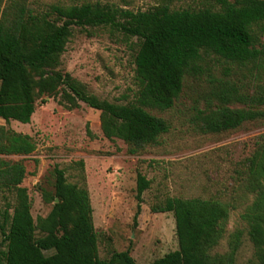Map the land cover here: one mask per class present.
Returning a JSON list of instances; mask_svg holds the SVG:
<instances>
[{"label": "trees", "instance_id": "16d2710c", "mask_svg": "<svg viewBox=\"0 0 264 264\" xmlns=\"http://www.w3.org/2000/svg\"><path fill=\"white\" fill-rule=\"evenodd\" d=\"M174 1L161 0L144 11L84 1L36 12L25 0L4 4L0 0V119L28 124L36 106L47 98L59 97L67 110L82 103L100 112L103 137L121 140L128 154L134 155L157 145L168 133L167 121L150 111L170 110L189 77L203 79L207 85L204 107L193 116L201 133L234 131L244 123L264 120V0H197V8H175ZM99 27L136 38L138 88L124 104L99 99L60 70L73 30ZM35 149L29 135L0 125V192L12 196L11 201L6 197L0 224V264H135L130 249L99 259L82 177L80 183H70L64 171L55 167L53 191L42 194L52 208L35 223L27 190L21 187L24 165L1 158L27 156ZM242 168L241 187L254 199L241 218L248 225L257 264H264V139L257 141ZM149 187L150 181L138 173L139 203ZM139 211L138 205L134 219ZM150 211L172 213L178 242L177 250L151 264H234L238 235L228 255L211 254L228 218L226 203L168 197Z\"/></svg>", "mask_w": 264, "mask_h": 264}, {"label": "rangeland", "instance_id": "374dc122", "mask_svg": "<svg viewBox=\"0 0 264 264\" xmlns=\"http://www.w3.org/2000/svg\"><path fill=\"white\" fill-rule=\"evenodd\" d=\"M84 1L144 11L161 0H25V4L39 12L50 5L69 6ZM172 6L197 8L200 4L197 0H175ZM136 49V38L123 37L108 28H75L60 58V70L84 84L99 99L124 104L138 88L134 72ZM206 90L203 79L186 77L170 110L150 111L167 121L168 133L160 137L157 145L134 155L128 154L121 140L103 137L100 112L82 103L77 109L67 110L59 103V97L47 98L44 104L36 106L28 124L0 119V125L29 135L36 144L30 155L1 157L24 165L26 174L21 187L27 190L35 223L52 208L53 203L46 202L42 194L52 193L53 169L57 167L64 171L68 182L80 183L82 177L86 184L101 260L130 249L135 264H151L177 250L172 213L150 211L154 204L177 197L218 199L226 203L228 218L221 224V238L211 254L228 255L238 235L234 264H257L248 225L241 218L254 196L241 187L239 171L257 141L264 139V120L244 123L234 131L201 133L193 116L197 108L203 109ZM138 173L150 181L140 203L136 199ZM6 197L11 201V195L0 192V224ZM138 205L140 211L134 219ZM35 235L40 236L38 231ZM1 239L0 231V242Z\"/></svg>", "mask_w": 264, "mask_h": 264}, {"label": "water", "instance_id": "95a60500", "mask_svg": "<svg viewBox=\"0 0 264 264\" xmlns=\"http://www.w3.org/2000/svg\"><path fill=\"white\" fill-rule=\"evenodd\" d=\"M58 202V199H55V203H57Z\"/></svg>", "mask_w": 264, "mask_h": 264}]
</instances>
